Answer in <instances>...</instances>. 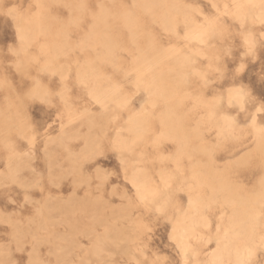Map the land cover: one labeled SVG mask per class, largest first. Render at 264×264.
I'll list each match as a JSON object with an SVG mask.
<instances>
[{"label":"rangeland","instance_id":"obj_1","mask_svg":"<svg viewBox=\"0 0 264 264\" xmlns=\"http://www.w3.org/2000/svg\"><path fill=\"white\" fill-rule=\"evenodd\" d=\"M263 4L0 0V264H264Z\"/></svg>","mask_w":264,"mask_h":264},{"label":"bare ground","instance_id":"obj_2","mask_svg":"<svg viewBox=\"0 0 264 264\" xmlns=\"http://www.w3.org/2000/svg\"><path fill=\"white\" fill-rule=\"evenodd\" d=\"M260 1V0H259ZM264 5V4H263ZM251 6V5H250ZM242 7V6H241ZM252 7V6H251ZM256 8V7H255ZM259 8V7H258ZM258 10V9H257ZM251 12H252V10H251ZM263 13V12H262ZM244 14V13H243ZM260 16V15H259ZM211 24V23H210ZM104 27V26H103ZM102 26H101V28H103ZM201 27H203L202 25H201ZM104 30V29H103ZM189 33V32H188ZM194 35V37L195 36H197V34L199 35V31L198 32H195V33H193ZM198 38V37H197ZM194 40V39H193ZM112 41H113V39H112ZM201 42V41H200ZM190 62H192L191 60H190ZM88 74V73H87ZM116 88H118V87H116ZM107 90V89H106ZM95 97V96H94ZM232 118V117H231ZM228 124V123H227ZM226 124V125H227ZM228 126H229V124H228ZM140 128L142 127L141 125L139 126ZM137 127H135L134 129H136ZM223 128V127H222ZM137 129H139V128H137ZM136 129V130H137ZM220 129V128H219ZM180 144V143H179ZM133 165V164H132ZM137 171H138V169H137ZM207 172H209V171H207ZM204 173V172H203ZM135 176H136V174H135ZM184 176V175H183ZM134 177V176H133ZM137 178V177H136ZM135 180H137V179H135ZM145 182V181H144ZM144 182H140L139 183V185H138V187L137 186H135V187H137V188H139V186L143 189V190H149L148 189V187H147V184L146 183H144ZM136 185V184H135ZM142 189H141V191H142ZM139 190V189H138ZM141 191H139V193L141 192ZM149 192H152L151 190L149 191ZM141 194V193H140ZM139 197H140V195H139ZM141 198H144L143 196L141 197ZM192 201V200H191ZM198 202V201H197ZM195 203V202H194ZM193 204V203H192ZM208 207V206H207ZM193 208H196V207H193ZM198 210V209H197ZM197 210H194V213L195 214H197L195 211H197ZM238 213V212H237ZM194 215V214H193ZM234 215V214H233ZM240 215V214H239ZM251 216V215H250ZM256 218H257V216H256ZM241 219H243V218H241ZM251 219V218H250ZM254 220H255V218H254ZM252 221V220H251ZM196 222V221H195ZM238 222V221H237ZM240 222H242V223H244V221H242V220H240ZM248 222H249V220H248ZM246 223H247V221H246ZM207 224V223H206ZM205 224V225H206ZM234 224H236V223H234ZM244 225V224H243ZM243 225L241 224V227L239 228V229H241L242 227H243ZM244 228V227H243ZM194 229V228H193ZM238 229V230H239ZM243 230V229H242ZM182 231V230H181ZM181 231H180V234H181ZM185 232V231H184ZM237 232V231H236ZM244 232V231H243ZM239 233V232H238ZM241 233H242V231H241ZM240 233V234H241ZM179 234V236H180V238H182V240H183V236L181 237V235ZM184 234H186V233H184ZM227 235V234H226ZM238 235V234H237ZM223 237V236H222ZM227 237H228V235H227ZM233 237H235V235L233 236ZM226 238V237H225ZM222 239V238H221ZM232 239V238H231ZM228 241V240H227ZM183 241H181V239H180V243H179V246H180V244L182 243ZM229 242H230V240H229ZM228 242V243H229ZM224 244V243H223ZM226 244V243H225ZM231 244V243H230ZM182 245V244H181ZM251 245V244H250ZM227 247V246H226ZM245 247V246H244ZM248 247V246H247ZM183 248V246L181 247V249ZM222 249V248H221ZM242 249H244V248H242ZM191 251V250H190ZM198 251V250H197ZM226 251V250H225ZM194 252V251H193ZM242 252V251H241ZM190 253H192V251L190 252ZM237 256V255H236ZM243 258H244V256H243ZM220 259V258H219ZM215 262V261H214ZM213 262V263H214ZM243 262V261H242ZM210 264V263H209Z\"/></svg>","mask_w":264,"mask_h":264}]
</instances>
